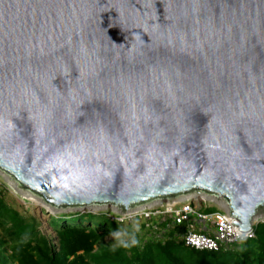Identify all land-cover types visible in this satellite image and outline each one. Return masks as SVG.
Segmentation results:
<instances>
[{
	"label": "water",
	"instance_id": "95a60500",
	"mask_svg": "<svg viewBox=\"0 0 264 264\" xmlns=\"http://www.w3.org/2000/svg\"><path fill=\"white\" fill-rule=\"evenodd\" d=\"M0 171L55 207L192 193L264 211V0H0Z\"/></svg>",
	"mask_w": 264,
	"mask_h": 264
},
{
	"label": "trees",
	"instance_id": "16d2710c",
	"mask_svg": "<svg viewBox=\"0 0 264 264\" xmlns=\"http://www.w3.org/2000/svg\"><path fill=\"white\" fill-rule=\"evenodd\" d=\"M32 209L20 212L0 186V264H264V220L253 227L252 239L208 251L184 246L188 231L203 233L193 219L175 225L158 216L120 221L110 212L77 213L48 216V234Z\"/></svg>",
	"mask_w": 264,
	"mask_h": 264
},
{
	"label": "rangeland",
	"instance_id": "374dc122",
	"mask_svg": "<svg viewBox=\"0 0 264 264\" xmlns=\"http://www.w3.org/2000/svg\"><path fill=\"white\" fill-rule=\"evenodd\" d=\"M0 186L5 188L8 196L12 200L13 206H15L20 212L24 213L30 208L36 212V215L40 217L43 225L42 228L48 234L51 232L48 230L45 220L48 216H59V215H70V214H83V213H93L98 214L100 212H110L112 216L119 217V219L123 218H132L136 215H141L144 211H153L157 208H168L172 205H182L185 203H189L197 209H203L208 207H215L219 212L229 213L228 206L226 202L223 200H219L218 198L207 196L201 193H193L185 196H178L175 198H170L161 201H153L144 205L143 207H137L134 209L127 210L123 212L113 206H84V207H55L52 204L50 205L42 198L31 194L28 191L21 189L18 184L8 175L4 174L0 171ZM159 218H164L160 217ZM153 216V217H155ZM264 220V211L258 213L254 218V223H259Z\"/></svg>",
	"mask_w": 264,
	"mask_h": 264
},
{
	"label": "built area",
	"instance_id": "2783aa9c",
	"mask_svg": "<svg viewBox=\"0 0 264 264\" xmlns=\"http://www.w3.org/2000/svg\"><path fill=\"white\" fill-rule=\"evenodd\" d=\"M176 206L172 205L164 208L163 212L144 211L141 215L145 218L155 215L168 217L176 225L186 224L190 219H193L191 221L194 224H202L205 227L203 233L190 230L182 239L185 247L195 250L217 251L222 245H234L254 237L253 230L247 233L238 232L232 224L234 219L229 213L202 214L199 209L189 203L182 204L179 208L174 209ZM126 219L128 218L126 217Z\"/></svg>",
	"mask_w": 264,
	"mask_h": 264
},
{
	"label": "clouds",
	"instance_id": "9594fccd",
	"mask_svg": "<svg viewBox=\"0 0 264 264\" xmlns=\"http://www.w3.org/2000/svg\"><path fill=\"white\" fill-rule=\"evenodd\" d=\"M193 194V193H192ZM201 194H203V193H201ZM205 195H207V194H205ZM207 196H209V195H207ZM212 197H214V196H212ZM216 198V197H215ZM164 201V200H163ZM166 218H168V217H166ZM168 219H170V218H168ZM262 222V221H261ZM174 224V223H173ZM257 223H254V221L252 220V222H251V227H252V230H253V227L256 225ZM176 225V224H175ZM238 244V243H237Z\"/></svg>",
	"mask_w": 264,
	"mask_h": 264
},
{
	"label": "crops",
	"instance_id": "0c3cea01",
	"mask_svg": "<svg viewBox=\"0 0 264 264\" xmlns=\"http://www.w3.org/2000/svg\"><path fill=\"white\" fill-rule=\"evenodd\" d=\"M205 229V227H203V230Z\"/></svg>",
	"mask_w": 264,
	"mask_h": 264
}]
</instances>
